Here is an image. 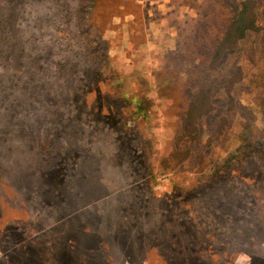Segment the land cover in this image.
<instances>
[{
	"label": "rangeland",
	"instance_id": "374dc122",
	"mask_svg": "<svg viewBox=\"0 0 264 264\" xmlns=\"http://www.w3.org/2000/svg\"><path fill=\"white\" fill-rule=\"evenodd\" d=\"M243 1L0 0L3 264H264V0L216 58ZM89 12L113 19L121 91L82 45ZM97 68L99 104L79 95Z\"/></svg>",
	"mask_w": 264,
	"mask_h": 264
},
{
	"label": "trees",
	"instance_id": "16d2710c",
	"mask_svg": "<svg viewBox=\"0 0 264 264\" xmlns=\"http://www.w3.org/2000/svg\"><path fill=\"white\" fill-rule=\"evenodd\" d=\"M68 7V13L70 16H73L72 10ZM97 7V6H95ZM132 7L130 5H121L117 8H114L112 11H106L105 15L110 16L111 18L121 17L124 12L128 9V14H132ZM258 7L256 0H245L241 3L240 11L238 13L237 18L233 21L232 26L230 30L226 33V35L223 37L216 53V58L220 59L224 53L227 52V50L237 45L240 41L244 40L246 36L249 33L252 32H258L260 31V25H259V19H258V13H257ZM89 19H86L84 21L83 27L81 29V36L82 38V45L88 46L89 49H92L96 53V56L98 57V60L102 63H104V66H106V70L111 73V75L114 78V83L118 85V91H121L124 86V79L123 75L119 73L118 71L114 70L115 68V60L112 59L109 56L112 41L111 37L108 34L109 31L112 29V21L113 19H95L94 16H92V12H89ZM263 16H264V10H263ZM92 17V19H91ZM56 20V19H55ZM60 23L61 20L57 19ZM71 20V19H70ZM70 22V21H69ZM67 24V23H66ZM62 32L68 34H71L72 28L67 24L66 29L61 30ZM25 33V32H24ZM28 33H25V35L21 36L22 44L24 45L27 39ZM75 37V36H74ZM100 70L98 68L93 73V87L90 89V91L87 89L84 93L85 87L80 89V97L82 95L93 97V101L95 104H99L102 101V98L104 95L110 92H107V87L110 86V83L107 81L104 82L101 77L103 74H100ZM99 78V79H98ZM96 83V85H94ZM134 97L131 99L130 95L127 93L118 95V101L120 102L122 107L126 108H134L137 113L144 114V102L142 100H136ZM137 99V98H136ZM210 97L206 93H203L200 97L195 99L191 105L190 109L188 110V119L191 122H195L198 119H201L202 117L209 115L213 111V106L210 102ZM179 157L178 154L174 156V158ZM180 162H182V159H180ZM234 166L233 158L226 163L227 168H232ZM260 171V170H259ZM258 171V172H259ZM260 171V174H263ZM261 180L263 179V176H260Z\"/></svg>",
	"mask_w": 264,
	"mask_h": 264
},
{
	"label": "flooded vegetation",
	"instance_id": "af4514ba",
	"mask_svg": "<svg viewBox=\"0 0 264 264\" xmlns=\"http://www.w3.org/2000/svg\"><path fill=\"white\" fill-rule=\"evenodd\" d=\"M1 260H2V259H1V257H0V264H3Z\"/></svg>",
	"mask_w": 264,
	"mask_h": 264
},
{
	"label": "crops",
	"instance_id": "0c3cea01",
	"mask_svg": "<svg viewBox=\"0 0 264 264\" xmlns=\"http://www.w3.org/2000/svg\"><path fill=\"white\" fill-rule=\"evenodd\" d=\"M151 42H155V39H153Z\"/></svg>",
	"mask_w": 264,
	"mask_h": 264
}]
</instances>
